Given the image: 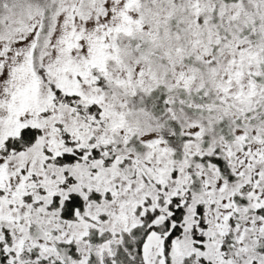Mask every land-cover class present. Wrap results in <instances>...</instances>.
<instances>
[{"label": "snow or ice", "instance_id": "obj_1", "mask_svg": "<svg viewBox=\"0 0 264 264\" xmlns=\"http://www.w3.org/2000/svg\"><path fill=\"white\" fill-rule=\"evenodd\" d=\"M0 264H264V0H0Z\"/></svg>", "mask_w": 264, "mask_h": 264}]
</instances>
